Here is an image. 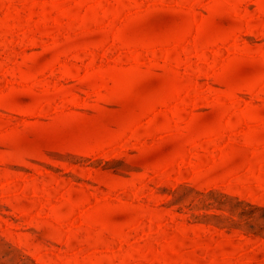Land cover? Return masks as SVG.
Wrapping results in <instances>:
<instances>
[{
    "label": "rangeland",
    "instance_id": "obj_1",
    "mask_svg": "<svg viewBox=\"0 0 264 264\" xmlns=\"http://www.w3.org/2000/svg\"><path fill=\"white\" fill-rule=\"evenodd\" d=\"M0 264H264V0H0Z\"/></svg>",
    "mask_w": 264,
    "mask_h": 264
}]
</instances>
